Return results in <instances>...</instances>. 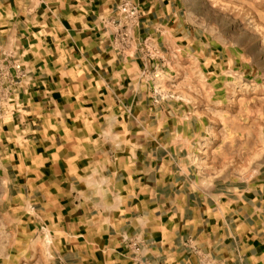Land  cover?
Returning a JSON list of instances; mask_svg holds the SVG:
<instances>
[{"label":"crops","instance_id":"crops-1","mask_svg":"<svg viewBox=\"0 0 264 264\" xmlns=\"http://www.w3.org/2000/svg\"><path fill=\"white\" fill-rule=\"evenodd\" d=\"M123 1L170 31L173 0H0V50L23 70L0 125L12 223L49 239L52 264H199L186 239L217 264H264V180L197 186L159 144L138 58L110 47Z\"/></svg>","mask_w":264,"mask_h":264},{"label":"rangeland","instance_id":"rangeland-1","mask_svg":"<svg viewBox=\"0 0 264 264\" xmlns=\"http://www.w3.org/2000/svg\"><path fill=\"white\" fill-rule=\"evenodd\" d=\"M124 5L138 13L116 27L111 22ZM168 18L170 31L162 33L123 1L108 19L111 49L140 62L143 101L158 107L159 144L182 150L197 186L263 181L264 0H173ZM0 53V125L8 131L23 70ZM5 147L0 143V264H52L49 239L12 223L19 213L6 205ZM181 247L197 248L190 239ZM194 254L199 264H217L202 250Z\"/></svg>","mask_w":264,"mask_h":264},{"label":"built area","instance_id":"built-area-1","mask_svg":"<svg viewBox=\"0 0 264 264\" xmlns=\"http://www.w3.org/2000/svg\"><path fill=\"white\" fill-rule=\"evenodd\" d=\"M118 11H119V14H120V16H119L120 19L118 18L117 20H114V21L111 22V24H113L116 27H119L122 24L123 21L130 20V19H132V17H136V15L138 13L135 8L129 7L127 5H124L121 8L119 7ZM121 18H123L122 19L123 21L121 20ZM17 68H19V66H16V69ZM190 248H191L192 251H194V253L200 254V250L198 248H192V247H190ZM139 264H152V263H149L147 261H143V262H141Z\"/></svg>","mask_w":264,"mask_h":264}]
</instances>
